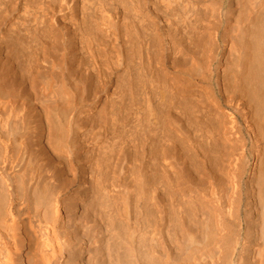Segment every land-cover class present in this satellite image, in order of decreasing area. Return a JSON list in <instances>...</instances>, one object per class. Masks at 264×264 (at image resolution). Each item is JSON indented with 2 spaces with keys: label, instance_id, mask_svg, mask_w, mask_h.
<instances>
[{
  "label": "bare ground",
  "instance_id": "obj_1",
  "mask_svg": "<svg viewBox=\"0 0 264 264\" xmlns=\"http://www.w3.org/2000/svg\"><path fill=\"white\" fill-rule=\"evenodd\" d=\"M0 264H264V0H0Z\"/></svg>",
  "mask_w": 264,
  "mask_h": 264
}]
</instances>
